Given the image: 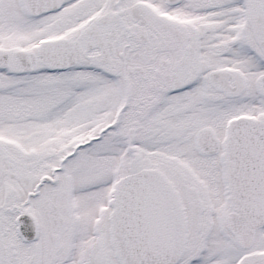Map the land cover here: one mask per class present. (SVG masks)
Returning a JSON list of instances; mask_svg holds the SVG:
<instances>
[{"label":"snow or ice","instance_id":"snow-or-ice-1","mask_svg":"<svg viewBox=\"0 0 264 264\" xmlns=\"http://www.w3.org/2000/svg\"><path fill=\"white\" fill-rule=\"evenodd\" d=\"M0 264H264V0H0Z\"/></svg>","mask_w":264,"mask_h":264}]
</instances>
